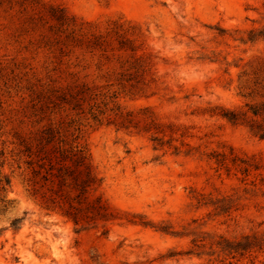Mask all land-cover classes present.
Here are the masks:
<instances>
[{
    "label": "rangeland",
    "instance_id": "obj_1",
    "mask_svg": "<svg viewBox=\"0 0 264 264\" xmlns=\"http://www.w3.org/2000/svg\"><path fill=\"white\" fill-rule=\"evenodd\" d=\"M43 1L102 27L136 26L157 79L119 102L146 108L164 132L85 126L98 192L123 217L107 234L44 208L12 172L9 151L14 133L28 131L32 91L53 66L38 44L46 28L2 1L0 179L10 183L0 192V264H264V0ZM228 111L244 115L232 122ZM153 136L169 142L159 148ZM230 149L260 168L216 170L213 155Z\"/></svg>",
    "mask_w": 264,
    "mask_h": 264
},
{
    "label": "trees",
    "instance_id": "obj_2",
    "mask_svg": "<svg viewBox=\"0 0 264 264\" xmlns=\"http://www.w3.org/2000/svg\"><path fill=\"white\" fill-rule=\"evenodd\" d=\"M5 1L29 13V24L45 26L38 44L50 54L53 64L46 81L32 91L28 131L14 133L9 151L12 172L16 171L27 192L44 208L59 212L79 229L100 227L102 234H107L109 225L123 217L98 192L103 179L83 139L84 128L105 124L128 131L164 132L146 108L128 110L119 102L121 94L143 93L156 81L151 54L129 21L111 20L102 27L43 0ZM251 112L257 114L255 109ZM242 115L222 113L232 122ZM151 139L159 148L169 142L157 136ZM173 149L177 152L178 146ZM213 157L216 170L226 173L235 170L248 175L251 169L260 168L259 160L239 158L232 149ZM5 159L0 147V166ZM1 180L3 192L10 180L7 176ZM4 198L0 196L2 202ZM18 223L14 219L11 227L17 229ZM221 247L237 249L228 244Z\"/></svg>",
    "mask_w": 264,
    "mask_h": 264
}]
</instances>
